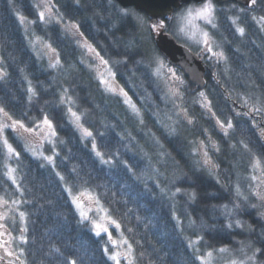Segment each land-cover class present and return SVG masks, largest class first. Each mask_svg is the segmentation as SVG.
<instances>
[{
    "label": "clouds",
    "instance_id": "1",
    "mask_svg": "<svg viewBox=\"0 0 264 264\" xmlns=\"http://www.w3.org/2000/svg\"><path fill=\"white\" fill-rule=\"evenodd\" d=\"M30 3L0 0V264H264V0Z\"/></svg>",
    "mask_w": 264,
    "mask_h": 264
},
{
    "label": "snow or ice",
    "instance_id": "2",
    "mask_svg": "<svg viewBox=\"0 0 264 264\" xmlns=\"http://www.w3.org/2000/svg\"><path fill=\"white\" fill-rule=\"evenodd\" d=\"M49 12H51V9H49ZM210 13H211V9L208 8V7H205V8L199 9L197 11L196 15L197 16L209 17ZM44 15H45L44 12H40L39 13V18L42 19L44 17ZM19 19H20L21 23H24V21H25V17L24 16L19 15ZM85 46H87L89 48V51H92V48H91L90 45L85 44ZM101 79L107 84L109 90H111L112 92L116 91V88L113 86V84L108 80V78L106 76L101 74ZM77 119H78V117H77ZM44 123H45V125H50L51 122L48 121L47 118H45ZM85 133H87V130H85ZM49 159H51V157H49ZM13 173H14V170L10 169L9 170V175L13 176ZM77 206L78 207H82V205L79 204V202L77 203ZM81 214L82 215H87V212L82 210ZM21 215H23V213H21ZM3 218H4L3 214L0 213V219H3ZM4 227H5L4 225H0V251H6L9 256H13L14 253H12V251L7 248V244H8L9 241L5 239V237L7 236V233L4 231ZM21 239H24V238L21 237Z\"/></svg>",
    "mask_w": 264,
    "mask_h": 264
},
{
    "label": "trees",
    "instance_id": "3",
    "mask_svg": "<svg viewBox=\"0 0 264 264\" xmlns=\"http://www.w3.org/2000/svg\"><path fill=\"white\" fill-rule=\"evenodd\" d=\"M19 15L27 17L29 20L36 19V13L34 12L33 5L30 0H17ZM14 23H19V17H13Z\"/></svg>",
    "mask_w": 264,
    "mask_h": 264
},
{
    "label": "water",
    "instance_id": "4",
    "mask_svg": "<svg viewBox=\"0 0 264 264\" xmlns=\"http://www.w3.org/2000/svg\"><path fill=\"white\" fill-rule=\"evenodd\" d=\"M121 4H122V6H128V5L124 4V0H121Z\"/></svg>",
    "mask_w": 264,
    "mask_h": 264
},
{
    "label": "rangeland",
    "instance_id": "5",
    "mask_svg": "<svg viewBox=\"0 0 264 264\" xmlns=\"http://www.w3.org/2000/svg\"><path fill=\"white\" fill-rule=\"evenodd\" d=\"M5 239H6V237H5Z\"/></svg>",
    "mask_w": 264,
    "mask_h": 264
}]
</instances>
